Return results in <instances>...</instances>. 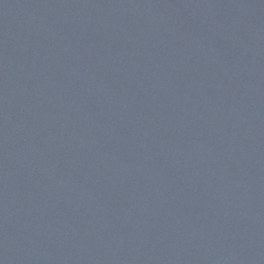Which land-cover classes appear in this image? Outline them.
<instances>
[{"label": "water", "instance_id": "95a60500", "mask_svg": "<svg viewBox=\"0 0 264 264\" xmlns=\"http://www.w3.org/2000/svg\"><path fill=\"white\" fill-rule=\"evenodd\" d=\"M0 264H264V0H0Z\"/></svg>", "mask_w": 264, "mask_h": 264}]
</instances>
